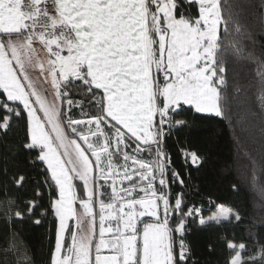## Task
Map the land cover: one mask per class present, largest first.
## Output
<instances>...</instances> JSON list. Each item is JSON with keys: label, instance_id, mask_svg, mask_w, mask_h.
Instances as JSON below:
<instances>
[{"label": "snow or ice", "instance_id": "snow-or-ice-1", "mask_svg": "<svg viewBox=\"0 0 264 264\" xmlns=\"http://www.w3.org/2000/svg\"><path fill=\"white\" fill-rule=\"evenodd\" d=\"M241 27L221 0H0V135L23 129L27 156L0 169V198L5 223L7 208L12 224L50 218L46 264H194L191 219L241 222L240 209L220 203L205 219L187 201L176 158L199 168L204 157L169 143L202 120L241 123L228 94L243 86L221 51V30ZM232 56L264 69V50ZM248 115L264 133V100ZM221 240L224 264H242L245 242Z\"/></svg>", "mask_w": 264, "mask_h": 264}, {"label": "trees", "instance_id": "trees-1", "mask_svg": "<svg viewBox=\"0 0 264 264\" xmlns=\"http://www.w3.org/2000/svg\"><path fill=\"white\" fill-rule=\"evenodd\" d=\"M264 0H221L225 17L231 15L242 27L240 32L226 36L221 30L224 52L228 67L238 73L242 87L239 100L230 91L228 103L232 109L233 121H240L235 129L226 126L218 118L199 121L190 129H182L169 141L191 145L204 157L199 168L182 167L176 158V167L187 185V201L203 210V218L213 214L215 208L223 203L225 206L240 209L242 220L232 222V226H199L197 219H191L190 229L186 232V243L191 248L194 264H224L227 250L221 237L235 236V242H245L242 253V264H264V133L258 119L253 120L248 110L261 111L264 100V81L260 78L258 64L233 62L232 51L237 45L245 46L259 54L264 50ZM245 130H241V129ZM23 129L0 135V169L8 173L22 168L27 160L20 141ZM175 156V154H174ZM33 180L42 181L39 170H29ZM190 175V179H189ZM10 176L0 175V185ZM179 189L178 185H173ZM198 189V190H197ZM13 196L23 197L30 192L16 193ZM215 201L213 206L210 202ZM0 198V264H46L50 248L48 231L52 227L49 220L36 226L33 223H11L15 215L14 208H7Z\"/></svg>", "mask_w": 264, "mask_h": 264}, {"label": "rangeland", "instance_id": "rangeland-1", "mask_svg": "<svg viewBox=\"0 0 264 264\" xmlns=\"http://www.w3.org/2000/svg\"><path fill=\"white\" fill-rule=\"evenodd\" d=\"M240 250L239 249H237V252H239Z\"/></svg>", "mask_w": 264, "mask_h": 264}]
</instances>
